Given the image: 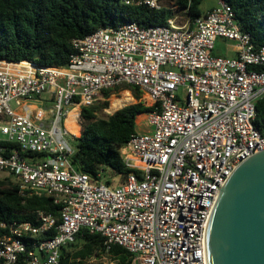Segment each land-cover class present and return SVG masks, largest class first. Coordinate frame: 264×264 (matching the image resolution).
Instances as JSON below:
<instances>
[{"label": "built area", "instance_id": "built-area-1", "mask_svg": "<svg viewBox=\"0 0 264 264\" xmlns=\"http://www.w3.org/2000/svg\"><path fill=\"white\" fill-rule=\"evenodd\" d=\"M217 38L233 41L236 57L213 56ZM72 44L64 67L0 59V173L13 176L21 195L60 206L58 224L42 211L37 224L1 223L0 264H58L61 248L83 233L99 234L107 250L121 246L131 264H207L220 190L264 151V127L253 124L264 47L254 48L223 0L192 21L105 25ZM121 84L151 107L146 130L119 148L129 170L121 184L92 183L72 166L66 121L72 112L80 128L81 108Z\"/></svg>", "mask_w": 264, "mask_h": 264}, {"label": "trees", "instance_id": "trees-1", "mask_svg": "<svg viewBox=\"0 0 264 264\" xmlns=\"http://www.w3.org/2000/svg\"><path fill=\"white\" fill-rule=\"evenodd\" d=\"M144 1L0 0V59L64 67L74 51L72 42L75 39L105 25L116 26L125 22L139 26L162 25L172 15L166 7L150 8ZM172 1L189 21L202 15L201 0ZM223 1L234 11L238 25L249 34L254 48L264 47V0ZM120 90H130L136 100L141 97L136 88L126 84L108 89L103 94L108 98ZM107 106L105 100L81 108L82 128L80 135L73 138L75 152L71 161L74 169L87 174L92 183L115 186L124 181L129 171L122 162L119 148L135 133L136 116L148 112L150 107L137 102L110 115H102ZM255 111L253 124L261 129L264 127V95L256 100ZM18 188L13 176L0 179V224H37V211L52 215L56 224L60 222V206L50 197L21 195ZM5 233L7 230L0 225V237ZM50 234L54 231L51 230ZM103 242L104 238L99 234L83 233L61 248L58 264H89L91 258L101 257H107L111 264H131L130 254L124 248L111 245L107 250ZM15 264L25 263L19 260Z\"/></svg>", "mask_w": 264, "mask_h": 264}, {"label": "water", "instance_id": "water-1", "mask_svg": "<svg viewBox=\"0 0 264 264\" xmlns=\"http://www.w3.org/2000/svg\"><path fill=\"white\" fill-rule=\"evenodd\" d=\"M207 264H264V151L231 174L206 231Z\"/></svg>", "mask_w": 264, "mask_h": 264}, {"label": "rangeland", "instance_id": "rangeland-1", "mask_svg": "<svg viewBox=\"0 0 264 264\" xmlns=\"http://www.w3.org/2000/svg\"><path fill=\"white\" fill-rule=\"evenodd\" d=\"M216 3H217V0H201V4H200L199 8H200L201 12H203L207 8H209V7L213 6V5H216ZM159 5L161 7H166L167 9L171 10L173 12V14H176L178 16V18L180 19L181 23H183L185 21V19H186L185 15L182 12L174 9L175 6H174V3H173L172 0H160L159 1ZM123 94H127V92H122L121 93V96ZM42 98H45V95H42ZM127 98H129V97L126 96L123 99H113L111 101V109L116 108L115 105L118 104L119 102H121V104H125L124 102H127V104H125V105L134 104L136 102V101L134 102V100L132 101V100L127 99ZM120 105H118V106H120ZM125 105H123V106H125ZM11 106L14 107L12 103H11ZM102 115H106V114L104 112H102ZM135 122H136V130L138 132H141V131L146 130V124H145L144 116H142V117H136ZM80 127L82 128V125ZM80 132L81 131H79L76 134V136H79V133ZM3 177H6V174L0 173V179L3 178ZM88 263L89 264H111V262L109 261V259L107 257L91 258L88 261Z\"/></svg>", "mask_w": 264, "mask_h": 264}, {"label": "crops", "instance_id": "crops-1", "mask_svg": "<svg viewBox=\"0 0 264 264\" xmlns=\"http://www.w3.org/2000/svg\"><path fill=\"white\" fill-rule=\"evenodd\" d=\"M158 3H159V1H158ZM175 6V5H174ZM216 5H213V6H211V7H209V8H207L206 10H204L203 12H202V15L204 14V13H206V12H208L209 10H211L212 8H214ZM159 7H160V5H159ZM158 7V8H159ZM157 9V8H156ZM174 9H176V10H178L179 11V9L175 6L174 7ZM172 12V11H171ZM172 17H176L177 19H178V21L181 23V21H180V19L178 18V16L176 15V14H173V12H172V15L170 16V17H168L167 19H169V18H172ZM167 19H166V21H167ZM186 20H188L187 18L185 19V21ZM211 54L213 55V56H216V57H222V58H234V57H236V54H237V51H236V48H235V43L233 42V41H230V40H227V39H223V38H217L216 40H215V45H214V48L212 49V51H211ZM124 92V91H126L127 93H128V95H129V97L131 98V100L133 101L134 100V102L135 103H137V102H140V103H142V105H144V106H146V107H150V106H148V105H146V103L145 102H142V100H141V98H142V93H141V97L138 99V100H136V99H134V97H133V95H132V93H131V91L130 90H120V91H118L117 93H112V94H110L109 95V97L107 98V100L106 101H108V106L106 107V108H104V109H109L110 108V99L112 98V97H115V98H118V97H121V93L122 92ZM131 101V102H132ZM129 105V104H128ZM126 106V105H125ZM120 108H122V107H120ZM120 108H118V109H120ZM103 109V110H104ZM118 109H113L112 110V112L111 113H109V114H106V115H110V114H112L113 112H115L116 110H118ZM150 110H151V107H150ZM149 110V111H150ZM81 111V110H80ZM148 111V112H149ZM146 114H147V112L146 113H141V114H138L136 117H142V116H144V119H145V116H146ZM135 120H136V118H135ZM81 121V120H80ZM77 127V126H76ZM79 131H81V127L80 128H78L77 127V133L79 132ZM137 130H136V122H135V132H136ZM81 133V132H80ZM80 133H79V135H80ZM75 134V133H74ZM74 137H78V136H76V134H75V136ZM73 137V138H74ZM120 153V152H119Z\"/></svg>", "mask_w": 264, "mask_h": 264}, {"label": "bare ground", "instance_id": "bare-ground-1", "mask_svg": "<svg viewBox=\"0 0 264 264\" xmlns=\"http://www.w3.org/2000/svg\"><path fill=\"white\" fill-rule=\"evenodd\" d=\"M124 92H126V91H124ZM126 96L129 97L128 93H127V94H123L121 97H118V98L112 97V99H111L110 101H112L113 99H123V98L126 97ZM127 99H130V100H131L130 97L127 98ZM125 104H127V103H125ZM125 104H121L120 106H118V107H116V108H114V109H118V108L122 107V106L125 105ZM110 107H111V104H110ZM108 110H109V111H112L113 109L109 108ZM72 114H73L72 112L69 114V117H68V119H67V121H66V125H67V128H68L72 133L77 134V127H76V126L74 125V123H73V120H72Z\"/></svg>", "mask_w": 264, "mask_h": 264}]
</instances>
